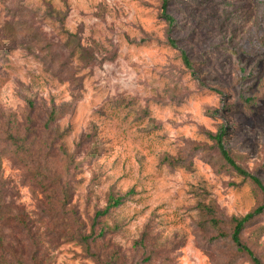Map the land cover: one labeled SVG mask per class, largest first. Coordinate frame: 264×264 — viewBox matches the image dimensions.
Masks as SVG:
<instances>
[{"label": "rangeland", "instance_id": "rangeland-1", "mask_svg": "<svg viewBox=\"0 0 264 264\" xmlns=\"http://www.w3.org/2000/svg\"><path fill=\"white\" fill-rule=\"evenodd\" d=\"M161 6L0 0V185L27 218L29 233L6 240L25 259L253 264L231 243L229 222L258 207L261 192L208 136L224 126L229 155L264 186V0H167L172 25ZM69 36L94 63L70 57ZM7 134L25 140L24 157L6 152ZM129 191L95 218L110 194ZM54 196L66 200L56 214ZM97 224L108 228L103 238ZM73 234L96 241L87 249ZM240 241L264 264V215Z\"/></svg>", "mask_w": 264, "mask_h": 264}, {"label": "trees", "instance_id": "trees-1", "mask_svg": "<svg viewBox=\"0 0 264 264\" xmlns=\"http://www.w3.org/2000/svg\"><path fill=\"white\" fill-rule=\"evenodd\" d=\"M166 3L167 0H162L161 15L170 25H172V18L170 16H167L165 13ZM167 44L172 49L177 48L176 44L171 39L167 40ZM67 45H69V47H72L70 57H76L77 60L86 61L88 62V64L94 63V56L90 54V52L86 49L81 48L79 45H77L75 39L72 36H69ZM180 58L184 66L187 69H190V62L183 50H180ZM246 102L249 103L250 100L247 99ZM208 137L214 143V148L216 149L226 166L233 172H235L238 176L249 180L261 192L262 199L261 204L258 207L241 218H232L230 220L229 224L231 226V232L228 237L236 250L242 254H245L253 264H263L249 248L241 243L240 236L244 229L253 227L258 217L264 215V186L258 178L249 174L244 169L236 165L234 160L231 158L229 152L226 149V128L224 126H221L216 134L209 135ZM3 143L7 146L8 151L6 152L13 157L19 158V156H25V140L20 138L19 136L7 134L3 140ZM0 153H3V151H0ZM163 163L173 168L185 167L183 160H173L168 157L163 158ZM47 181L51 186H53L54 183H52L50 179H47ZM38 185H40L43 190L46 189L45 184H42L41 181H38ZM1 187L2 185H0V264H44L43 260L35 257L36 254L31 256L30 260L28 258L25 259V251L21 249V246H18L20 247L19 251H17V249L13 247H10V245L9 248H7V232L20 230L29 233L26 228L28 221L27 218L24 217L22 212L19 211V207L15 206L14 204H6L3 201V191ZM133 195V191H129L123 195L110 194L105 208L102 211L97 212L95 218L101 219L106 217L111 211L119 208L124 204L126 200H128ZM49 199L51 205H53L54 208H57L56 210L54 209L55 211L52 210L53 214L58 213V211H61L65 206L66 200L64 197L62 199H59L54 196L53 198L51 197ZM203 210H205L207 215L210 217L209 223L211 227L217 229L218 221L215 219V211L212 208H203ZM49 219L53 220V217L49 216ZM68 219L71 220V218L69 217ZM106 230H108V228H106L105 226H100L99 224L98 234L96 237L103 238V236L107 233ZM91 235L89 234L88 236H82L80 234H73L69 239L85 245L88 249V241H91V243H94L96 241V239L92 238ZM223 237H226V235Z\"/></svg>", "mask_w": 264, "mask_h": 264}]
</instances>
